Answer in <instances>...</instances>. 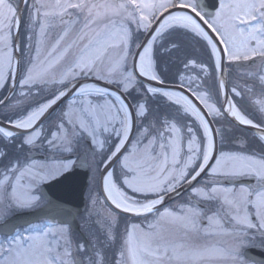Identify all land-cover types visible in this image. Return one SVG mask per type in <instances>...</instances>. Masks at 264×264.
Returning <instances> with one entry per match:
<instances>
[{
  "label": "snow or ice",
  "instance_id": "1",
  "mask_svg": "<svg viewBox=\"0 0 264 264\" xmlns=\"http://www.w3.org/2000/svg\"><path fill=\"white\" fill-rule=\"evenodd\" d=\"M173 56L199 71L171 73ZM233 65L256 70L229 89ZM9 86L0 264H264V152L224 149L241 126L264 143V0H0ZM36 149L62 162L38 166ZM78 167L110 206L99 235L17 223L41 205L63 211L47 186Z\"/></svg>",
  "mask_w": 264,
  "mask_h": 264
},
{
  "label": "flooded vegetation",
  "instance_id": "2",
  "mask_svg": "<svg viewBox=\"0 0 264 264\" xmlns=\"http://www.w3.org/2000/svg\"><path fill=\"white\" fill-rule=\"evenodd\" d=\"M244 63V62H242ZM254 68V67H253ZM253 68H247V69H236V66L233 65L232 71H229L227 74V84L229 86V89L231 87V84L235 81H237L240 77H242L247 70L253 69ZM245 72V73H244ZM3 89H0V96L3 94L1 93ZM230 95V92H229ZM257 96H259V90L257 89ZM221 99V97H220ZM222 100V99H221ZM232 135L235 137V140L231 144L224 145V149L226 151H244V152H250L253 154H261L264 152V143H258L256 139L254 138V132L244 129L243 127H239L238 129H232ZM31 155L35 159L36 164L40 165H46L49 167H55L59 165L62 160L60 159V154L58 153H49L44 151L43 149H36L34 150ZM66 155V154H65ZM95 176V179H99V175L95 174L94 172L90 171V184L89 188L86 192V211L83 214V218L81 220V225L83 226V230L88 231L89 227H93L96 229V233L99 235V229L102 224V217L107 215L104 211L105 209L109 211L107 206L101 205L103 203L100 192H99V185L98 183H95V180H93V177ZM94 194L97 195V198L99 199L98 203L93 205L92 203V197H95ZM188 193L184 195L185 199L187 198ZM182 197V198H183ZM44 205H41L39 208L28 210L24 213L34 212L40 208H42ZM175 208L176 206H168ZM22 214V213H21ZM142 220V219H141ZM141 220H137L136 222H140ZM39 225H43L44 221H41L38 223ZM56 228L60 227L59 225L54 224ZM89 226V227H88Z\"/></svg>",
  "mask_w": 264,
  "mask_h": 264
},
{
  "label": "water",
  "instance_id": "3",
  "mask_svg": "<svg viewBox=\"0 0 264 264\" xmlns=\"http://www.w3.org/2000/svg\"><path fill=\"white\" fill-rule=\"evenodd\" d=\"M226 74L227 72L224 74L225 81H226ZM11 94H12V90H10V95ZM222 100H223V96H222ZM241 127L246 129L244 126ZM250 131L255 132V130H250ZM88 180H89V171L86 167H78L75 168L72 172L65 174V176L61 177L58 181L47 186L50 193L53 194L54 197L57 198L58 201L61 203V208L63 209V211L48 209L45 206L44 208L38 210L37 212L19 215V219L17 220V223L20 224H25L27 222L35 223L40 219H50L52 221H57L60 224L61 220L66 219L69 222L71 230L74 233H76L80 237L84 236L83 232L80 229L77 218L85 210L84 194L88 186ZM179 191L182 194H184L187 190L185 188V189H180ZM179 196L181 195H177L175 193L170 194L169 197H166V201H165L166 205L173 202ZM66 212H70L71 215L70 216L65 215ZM121 215L131 219L143 218V217L127 216V214H121Z\"/></svg>",
  "mask_w": 264,
  "mask_h": 264
},
{
  "label": "trees",
  "instance_id": "4",
  "mask_svg": "<svg viewBox=\"0 0 264 264\" xmlns=\"http://www.w3.org/2000/svg\"><path fill=\"white\" fill-rule=\"evenodd\" d=\"M189 52H191L193 55L195 56H202V52L200 50L199 45H197L195 43V41L191 42V47L188 49ZM184 54H181V60L183 59ZM181 60H178L175 56H173L171 58V60L169 61L167 58H165V63L164 66L168 69H170L171 73H175L177 70H179L180 72H187L189 75L194 74L195 71H199V69H184L183 64L181 63ZM218 76V74H217ZM212 81H209V85H211ZM93 232V231H91Z\"/></svg>",
  "mask_w": 264,
  "mask_h": 264
},
{
  "label": "rangeland",
  "instance_id": "5",
  "mask_svg": "<svg viewBox=\"0 0 264 264\" xmlns=\"http://www.w3.org/2000/svg\"><path fill=\"white\" fill-rule=\"evenodd\" d=\"M54 33H55V29L52 30V33H51V34H54ZM255 70H256V68L254 67L253 69L247 70L246 73H247V72H253V71H255ZM244 73H245V72H244ZM37 165L39 166L40 164H37ZM93 180L96 181V179H94V178H93ZM94 196L97 197L96 194H94ZM98 201H99V199H98ZM178 203H179V202H178ZM178 203H176V205H178ZM101 205H103V204H101ZM176 205H173V206H176ZM104 212L107 214V213H108V210L105 209ZM52 229L55 230V228H52ZM201 242H203V241H201ZM213 264H215V262H213Z\"/></svg>",
  "mask_w": 264,
  "mask_h": 264
}]
</instances>
